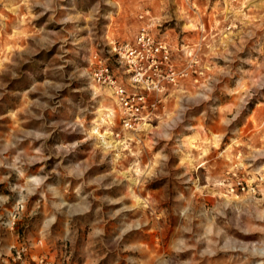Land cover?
<instances>
[{
  "label": "rangeland",
  "instance_id": "374dc122",
  "mask_svg": "<svg viewBox=\"0 0 264 264\" xmlns=\"http://www.w3.org/2000/svg\"><path fill=\"white\" fill-rule=\"evenodd\" d=\"M143 25L191 75L126 133ZM0 264H264V0H0Z\"/></svg>",
  "mask_w": 264,
  "mask_h": 264
},
{
  "label": "built area",
  "instance_id": "2783aa9c",
  "mask_svg": "<svg viewBox=\"0 0 264 264\" xmlns=\"http://www.w3.org/2000/svg\"><path fill=\"white\" fill-rule=\"evenodd\" d=\"M140 19L150 21L148 13L142 14ZM111 53L123 69L124 80L98 54L93 56L92 80L111 94L122 130L140 132L151 126L163 96L188 78L191 71L178 68L171 47L156 38L145 25L140 27L133 41L113 42Z\"/></svg>",
  "mask_w": 264,
  "mask_h": 264
},
{
  "label": "bare ground",
  "instance_id": "6f19581e",
  "mask_svg": "<svg viewBox=\"0 0 264 264\" xmlns=\"http://www.w3.org/2000/svg\"><path fill=\"white\" fill-rule=\"evenodd\" d=\"M126 133H130V132H126ZM101 137L104 138L105 140H108L107 142L104 141V142H106V143L108 144V146H109L110 144H111V145H112V144H115V141L113 140V134L106 132V133L103 134ZM107 144H106V145H107Z\"/></svg>",
  "mask_w": 264,
  "mask_h": 264
}]
</instances>
